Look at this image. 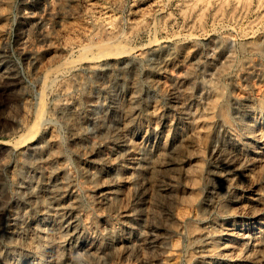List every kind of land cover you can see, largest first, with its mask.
I'll list each match as a JSON object with an SVG mask.
<instances>
[{"label":"rangeland","instance_id":"374dc122","mask_svg":"<svg viewBox=\"0 0 264 264\" xmlns=\"http://www.w3.org/2000/svg\"><path fill=\"white\" fill-rule=\"evenodd\" d=\"M0 264H264V0H0Z\"/></svg>","mask_w":264,"mask_h":264},{"label":"bare ground","instance_id":"6f19581e","mask_svg":"<svg viewBox=\"0 0 264 264\" xmlns=\"http://www.w3.org/2000/svg\"><path fill=\"white\" fill-rule=\"evenodd\" d=\"M207 1H208V0H207ZM107 42H108V41H107ZM91 60H92V59H91ZM41 107H42V106H41ZM40 111H41V110H40ZM40 111H39V112H40ZM40 114H41V113H40ZM31 131H32V129H31ZM33 131H34V129H33ZM160 179H161V178H160ZM153 189H154V188H153Z\"/></svg>","mask_w":264,"mask_h":264}]
</instances>
